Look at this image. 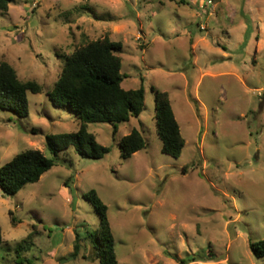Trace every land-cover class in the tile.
I'll return each instance as SVG.
<instances>
[{
    "label": "rangeland",
    "instance_id": "obj_1",
    "mask_svg": "<svg viewBox=\"0 0 264 264\" xmlns=\"http://www.w3.org/2000/svg\"><path fill=\"white\" fill-rule=\"evenodd\" d=\"M104 37L122 43V86L143 85L145 109L88 123L111 149L103 158L72 145L54 156L46 135L80 120L48 92L65 55ZM0 61L42 86L27 116L0 108V167L30 148L56 160L16 195L0 189V264H99L86 238L100 229L91 190L108 207L119 264H264L250 246L264 240V0H15L0 11ZM153 88L169 93L178 158L162 152ZM133 129L148 146L124 159ZM76 234L82 251L70 257Z\"/></svg>",
    "mask_w": 264,
    "mask_h": 264
},
{
    "label": "trees",
    "instance_id": "obj_2",
    "mask_svg": "<svg viewBox=\"0 0 264 264\" xmlns=\"http://www.w3.org/2000/svg\"><path fill=\"white\" fill-rule=\"evenodd\" d=\"M15 0H0V11H8ZM122 48L120 41L104 37L77 48L64 56V67L49 99L58 107H68L77 113L79 128L70 133L46 135L48 151L57 156L69 146L81 155L100 159L108 154L109 146L100 144L87 126L93 122H109L115 125L139 117L145 109V89H125L122 83L126 77L121 72L122 59L117 54ZM42 86L35 80L23 81L15 68L7 61H0V108L13 111L24 117L29 114L28 93H40ZM155 94V118L162 152L172 157L181 156L185 139L175 117L169 93L153 88ZM148 146L146 138L137 129L125 135L120 142L121 156L131 158L139 150ZM56 164L54 158L35 148L16 153L10 161L0 167V189L6 195H16L27 184L39 181L41 176ZM186 170V168H184ZM85 198L96 208L100 221L98 232H89L86 238L95 243L99 264H119L115 249V239L108 218V207L95 190L85 194ZM33 233L19 243V251L27 248ZM3 242L0 228V244ZM83 238L76 234L70 257H78L82 251ZM254 254L264 257V240L251 243ZM86 258V255H83ZM31 264L30 259H24ZM163 264V263H155Z\"/></svg>",
    "mask_w": 264,
    "mask_h": 264
}]
</instances>
